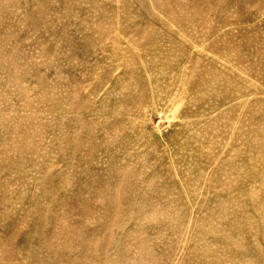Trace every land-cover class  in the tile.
Masks as SVG:
<instances>
[{
	"label": "rangeland",
	"instance_id": "obj_1",
	"mask_svg": "<svg viewBox=\"0 0 264 264\" xmlns=\"http://www.w3.org/2000/svg\"><path fill=\"white\" fill-rule=\"evenodd\" d=\"M0 264H264V0H0Z\"/></svg>",
	"mask_w": 264,
	"mask_h": 264
}]
</instances>
